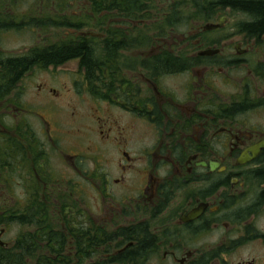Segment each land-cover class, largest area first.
I'll use <instances>...</instances> for the list:
<instances>
[{
	"label": "flooded vegetation",
	"instance_id": "1",
	"mask_svg": "<svg viewBox=\"0 0 264 264\" xmlns=\"http://www.w3.org/2000/svg\"><path fill=\"white\" fill-rule=\"evenodd\" d=\"M249 3L264 0L44 1L53 13L25 56L85 42L87 55L102 58L99 83L83 82L79 58L54 69L77 63L68 70L80 79L74 95L88 97L103 148H115L118 176L82 167L93 163L86 148L58 146L67 138L61 111L71 108L73 120L81 114L73 101L61 107L63 95L48 83L8 88L0 98L7 260L17 247L5 239L16 185L24 191L15 200L26 218L22 264H264V34L248 30L256 21ZM156 60L166 62L157 68ZM42 90L55 98L43 99ZM112 109L131 118L121 124ZM140 121L149 143L130 148ZM53 160L68 162L63 176L77 178H58Z\"/></svg>",
	"mask_w": 264,
	"mask_h": 264
},
{
	"label": "rangeland",
	"instance_id": "2",
	"mask_svg": "<svg viewBox=\"0 0 264 264\" xmlns=\"http://www.w3.org/2000/svg\"><path fill=\"white\" fill-rule=\"evenodd\" d=\"M44 1L45 0H0V23L2 22L1 24L7 26V28L9 27L8 29H1L0 27L1 52H5L8 55L14 56L22 53H27V51H29L31 47L35 46L36 43L38 44L39 42H41L40 40L42 36L39 35H41L40 33L42 28L38 27H43L45 25L42 24L43 26H37L31 24V19L40 21L44 19L43 17L47 19V15H52L53 10L42 7V5H44ZM57 1L58 0H47V2L51 3H57ZM22 19L23 21H21ZM24 21L27 22L28 25H26V23H22ZM42 22L44 23L46 21L43 20ZM60 33L61 31L59 30L57 34L60 35ZM76 66L77 63L72 62L62 68L60 67L54 69L53 67L50 72H44L40 71L39 69H35V71H32L27 76H25L20 83L22 87L25 86L26 88L31 87L32 83L34 82H37V85H39V83L40 85L47 83L50 84L48 88L54 89V91H56L58 95H63L57 99V102L60 103L61 107L65 106V104L69 100L73 101L78 107V112L81 114L73 120L72 118L70 119L68 117L71 108L65 107L64 111H61L60 116L62 117L64 113L65 117L60 122L64 126L63 132L65 133L64 136L67 138L63 139L62 141H59L58 146L61 149L69 150V153H74L70 150L73 147L75 150L86 148L87 150H89L88 152H86L88 156L91 153H94L92 155L93 163L86 162L83 163L81 166L85 167L86 164H88L89 168L92 170L93 173L104 172L107 174L108 178H115L118 176L117 172L115 171L116 163L113 160V153L115 152V148H103L102 143L104 137L101 135L100 129L96 131L95 124L97 125V123L92 121L93 117L88 113V97L85 95V93L80 89L78 90V95H74L73 91H77L76 89H78V87L75 88V86H73L72 88L71 84H73L75 80L79 83L80 79L75 78V76L68 70L72 69L74 71ZM47 95H50L55 98L49 93V91H41V97H43V99ZM96 104L102 106V104L100 103ZM102 108L103 110L106 109L105 106H103ZM111 112L112 114H116L115 117L117 120L120 121L121 124L128 122V120L131 118L114 109H112ZM103 115L104 114H102L101 112L99 113V116L104 119ZM143 125L144 123L140 121V132L136 133L135 137L134 134L131 135L130 148H133L134 146L138 145H148L149 139L148 137L144 136ZM92 144H94V146ZM107 145L108 144H106L105 146L107 147ZM84 160L85 158H81L78 160V162L82 163L84 162ZM69 165L70 164L68 162H59L57 160H53L50 167L55 170L58 175V178H63L65 169L68 168ZM20 172L21 170L14 169L13 176L17 177ZM77 176L69 173V176H66L64 178L73 179L77 178ZM3 190L5 191V188H3ZM109 193L112 195L117 194L119 193V189L114 187H112L111 189L110 186ZM0 196H4V192L2 193L0 191ZM6 196L7 195H5V197ZM11 196H13V200H10ZM23 196L24 191L22 190V187H17L16 185L12 188L10 192H8V206L9 209L12 210V212L20 210V204L16 201L20 202ZM104 209L106 208H103L102 212H104ZM96 210L97 209L94 207V211ZM103 215L105 216V214H99V216ZM20 232L21 227L17 226V224H9L8 231L5 234V239H8V244L14 242Z\"/></svg>",
	"mask_w": 264,
	"mask_h": 264
},
{
	"label": "trees",
	"instance_id": "3",
	"mask_svg": "<svg viewBox=\"0 0 264 264\" xmlns=\"http://www.w3.org/2000/svg\"><path fill=\"white\" fill-rule=\"evenodd\" d=\"M246 7L248 8L247 11H250L252 17H254V19L256 20L255 23L249 25L248 30L250 31V33L264 34V3H249L248 5H246ZM1 23V29L9 28ZM87 47L88 44L84 42L81 45L74 46L60 45L45 49L39 48L32 51L29 55L23 57H6L0 53V98H3L8 94V88H10L11 90L16 89L23 76L32 68L45 69L50 66L58 67L68 61L78 58L80 60L79 67L82 71H85L84 73L81 72L83 81L87 83L102 82V73L100 69L98 70V67L102 64V58L87 55ZM109 51H111V49ZM156 61L157 68L164 66V63L166 62L163 60ZM90 68H95V71L97 69L98 72H96L98 73L99 77H97V75L95 74L94 69L90 70ZM1 143L3 145L0 146V158L3 162H6V160H8V140L5 138ZM14 221L22 226L24 223H26V218L20 214V216L14 217ZM30 236L32 237V235ZM84 236L85 234H82V237ZM52 237L54 238V234H52ZM52 237L49 238L50 243H52L56 239H53ZM47 238L48 235H46V240ZM100 238L101 235L95 234L93 237V241L99 242ZM22 240L23 236L20 233L18 235V240L16 241L17 247L13 250L12 254L8 252V260L5 254L1 253L0 251V256L2 255L0 264H22L24 258L21 247ZM62 252V250L59 251V253Z\"/></svg>",
	"mask_w": 264,
	"mask_h": 264
}]
</instances>
